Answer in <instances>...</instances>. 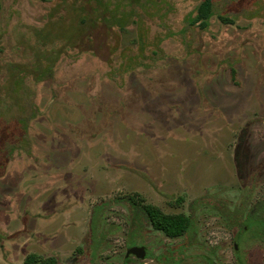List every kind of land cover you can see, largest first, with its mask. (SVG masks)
<instances>
[{"label":"rangeland","instance_id":"1","mask_svg":"<svg viewBox=\"0 0 264 264\" xmlns=\"http://www.w3.org/2000/svg\"><path fill=\"white\" fill-rule=\"evenodd\" d=\"M201 1L0 0V264H264V211L228 221L264 202V0H215L234 24L207 31Z\"/></svg>","mask_w":264,"mask_h":264},{"label":"trees","instance_id":"2","mask_svg":"<svg viewBox=\"0 0 264 264\" xmlns=\"http://www.w3.org/2000/svg\"><path fill=\"white\" fill-rule=\"evenodd\" d=\"M219 18L223 23L227 24H234V21L230 18H228L224 13L218 14L216 7H215V0H202L201 3L195 8V10L191 13V15L188 17L189 25L190 26H197L202 31H207L211 24L213 18ZM73 53H76L77 56H80L82 54L78 53L77 51H74ZM109 68V76H112L115 79L116 75L113 73V65L110 63H105ZM121 63H118L116 66V69L119 71V76L122 77L123 73L120 75V69H121ZM1 143V142H0ZM0 146H3L1 143ZM0 151H3V149L0 148ZM5 156L0 154V169L4 168V162ZM239 165V162H237ZM240 166V165H239ZM264 167V161L261 165H259V168L263 169ZM260 170V169H258ZM257 170V171H258ZM256 171L251 172V170L248 172L247 177H244V187L248 185V187H254L255 182L251 180L250 178ZM243 179V177H242ZM247 179V180H246ZM243 181V180H242ZM130 205L134 209V211H138L137 213L139 216H143L154 228V230L159 231L166 235L168 238L171 239H177L180 237H183L192 227L193 220L191 216L180 214V215H170L164 213L161 209H159L156 206L150 205V204H144L142 201H139L135 198H130ZM264 211V202L259 203L252 207L246 215H239L237 216V221L233 222L232 217H228V221H230L232 224L236 223L235 226L238 227L237 236L243 234L247 230H249L254 222H252V219L260 214V212ZM239 214V213H238ZM241 217H244V219L241 220ZM240 219V220H238ZM259 221L262 225H264V220H256ZM132 224L134 226L137 225V221L133 220ZM264 235V231H263ZM55 260H41L40 258L31 255L28 256L26 259V264H53L55 263Z\"/></svg>","mask_w":264,"mask_h":264},{"label":"flooded vegetation","instance_id":"3","mask_svg":"<svg viewBox=\"0 0 264 264\" xmlns=\"http://www.w3.org/2000/svg\"><path fill=\"white\" fill-rule=\"evenodd\" d=\"M104 104V103H103ZM103 106V105H102ZM103 109L101 108V111H102ZM150 224V223H149ZM151 225V224H150ZM152 226V225H151ZM153 228V227H152ZM154 229V228H153ZM159 232V231H158ZM132 247H144L145 248V250H146V257L145 258H139V257H137L136 255H130V256H127V255H125L124 256V258H123V261H122V263L121 264H139L140 263V261H145V260H148L149 259V257H148V255H147V248H146V246H132ZM132 247H130V248H132ZM129 248V249H130ZM128 249V250H129ZM127 250V251H128ZM126 254H127V252H126ZM169 256H167V255H162V256H159L158 258H156L158 261H159V263H166V262H169V263H171V264H174V263H172V262H170L169 261ZM181 260V258L179 257L178 258V262ZM150 261L152 262V263H154V259H150Z\"/></svg>","mask_w":264,"mask_h":264},{"label":"water","instance_id":"4","mask_svg":"<svg viewBox=\"0 0 264 264\" xmlns=\"http://www.w3.org/2000/svg\"><path fill=\"white\" fill-rule=\"evenodd\" d=\"M127 256L130 255H136L139 258H145L146 257V250L144 247H132L127 251ZM53 264H68L66 262H55Z\"/></svg>","mask_w":264,"mask_h":264}]
</instances>
